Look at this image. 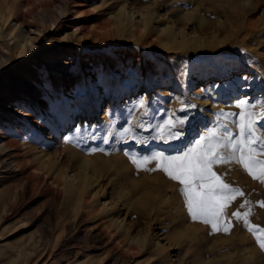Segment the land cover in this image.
I'll use <instances>...</instances> for the list:
<instances>
[{
  "label": "rangeland",
  "instance_id": "rangeland-1",
  "mask_svg": "<svg viewBox=\"0 0 264 264\" xmlns=\"http://www.w3.org/2000/svg\"><path fill=\"white\" fill-rule=\"evenodd\" d=\"M250 1L0 0V264H264L242 222L212 233L176 182L125 155L175 154L238 99L264 111V0ZM141 13L161 35L153 47ZM169 117L183 136L154 138ZM129 127L140 142L121 136ZM40 156L64 189L30 176ZM214 170L245 194L229 212L247 200L240 211L264 227V184L238 164Z\"/></svg>",
  "mask_w": 264,
  "mask_h": 264
},
{
  "label": "snow or ice",
  "instance_id": "snow-or-ice-1",
  "mask_svg": "<svg viewBox=\"0 0 264 264\" xmlns=\"http://www.w3.org/2000/svg\"><path fill=\"white\" fill-rule=\"evenodd\" d=\"M140 107L145 106L141 104ZM235 107L240 109L238 113L221 111L216 115L214 125L206 127L204 132L175 154L155 151L144 156H133L128 152L125 155L138 170L161 171L169 180L176 182L193 222L209 226L212 233L229 234L234 218L242 222L264 251V227L251 223V208L240 211L250 202L244 200L237 210L229 212L237 198L245 195L244 192L227 183L223 175L214 170L219 165L238 164L253 180L264 184V159L260 158L264 157V128L261 127L264 111L259 114L252 111L258 106L247 99H238ZM259 107L264 109V104ZM233 116L237 117L232 121L235 131L229 126ZM183 123V118L174 120L169 117L153 129L156 133L154 138L162 141L179 140L183 132L176 129ZM129 135L140 142L130 127L121 133L122 137ZM97 150L103 151H93ZM149 164H154V167L148 168ZM260 207L264 208V201L260 202Z\"/></svg>",
  "mask_w": 264,
  "mask_h": 264
},
{
  "label": "bare ground",
  "instance_id": "bare-ground-1",
  "mask_svg": "<svg viewBox=\"0 0 264 264\" xmlns=\"http://www.w3.org/2000/svg\"><path fill=\"white\" fill-rule=\"evenodd\" d=\"M242 5L243 6H245L244 8H246V7H250L251 6V1L250 0H242ZM121 10V9H120ZM122 10H123V8H122ZM121 10V11H122ZM126 10V9H125ZM134 12H130V15L128 14V18L129 19H131L133 16H134ZM118 18H119V16H118ZM121 20V19H120ZM118 22V21H117ZM120 22V21H119ZM136 23V22H135ZM122 25V24H121ZM120 25V26H121ZM149 25H150V23H149V20L147 19V15H146V13H141V18L137 21V23L136 24H134V27H135V30H136V32H138L139 33V35H140V39H142V40H144V41H146V42H149V45L151 46V47H153V46H155L156 45V43L160 40V41H162V38H161V35H158V36H156V35H151V33H150V28H149ZM119 28H122V27H119ZM120 30V29H119ZM124 30V29H123ZM163 33V32H162ZM160 34V33H159ZM164 39V38H163ZM171 41H172V46L173 45H180V47H182V45H181V41H179V38H178V36H177V34H173V37L170 39ZM140 43V42H139ZM146 45V44H145ZM147 45H148V43H147ZM150 48V47H149ZM6 147L5 148H7V146H9V142H5V143H3ZM68 153H70L71 155H74V156H76V152L75 151H73L71 148H67V150H66ZM5 152H7L6 154H4V156L6 155V156H8L9 158H12L13 156H12V153H10V152H8V151H6V149H5ZM3 153V152H2ZM3 155V154H2ZM19 156H23L24 158H26V160L25 161H20L21 163V166H24V167H28L29 166V168L31 167L30 165H33L34 164V162H35V159L34 158H32V157H30L29 155H27L26 153H23V154H21V155H19ZM38 163H39V166L38 167H35V169L34 170H32V171H30V172H33L32 174H30V176H32V175H35V176H37L39 179L40 178H42V179H45V181H49V180H51L53 183H56L58 186H60V188L61 189H64V186H63V183L61 182V181H59V179H57L55 176H54V172H53V169H52V166L46 161V159H44L43 157H39V159H38ZM83 167H85V168H88L89 167V165H90V163L88 162V161H84L83 162ZM72 181H74L77 177L76 176H71V177H69ZM56 184H54V185H56ZM57 187V186H56ZM87 199V201L89 202L90 201V197H87L86 198ZM158 202V201H157ZM177 202L179 203V199L177 200ZM163 203H164V201L162 202V204H160V206H159V211H160V215H162V209L164 208V205H163ZM157 204V203H156ZM151 211H153V210H151ZM158 211V212H159ZM154 212V211H153ZM156 213V212H155ZM105 232H107V231H105ZM108 233V232H107ZM106 233V234H107ZM115 236V235H114ZM113 237V236H112ZM116 238H117V236H116ZM123 241V240H122ZM128 241V240H127ZM140 246V248H141V250H143V248H144V244H141V243H139V240L138 239H136V240H134V239H132L131 240V243L128 245L129 247L128 248H130V249H135L136 248V246ZM124 246H126V245H124ZM135 246V247H134ZM147 246V245H146ZM127 247V246H126ZM125 250V249H124ZM34 264V263H33Z\"/></svg>",
  "mask_w": 264,
  "mask_h": 264
}]
</instances>
